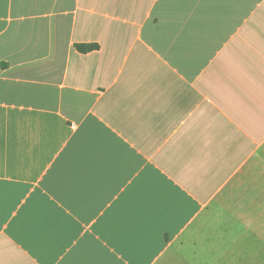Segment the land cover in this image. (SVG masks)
<instances>
[{
	"label": "crops",
	"instance_id": "1",
	"mask_svg": "<svg viewBox=\"0 0 264 264\" xmlns=\"http://www.w3.org/2000/svg\"><path fill=\"white\" fill-rule=\"evenodd\" d=\"M263 249L264 0H0V264Z\"/></svg>",
	"mask_w": 264,
	"mask_h": 264
},
{
	"label": "trees",
	"instance_id": "2",
	"mask_svg": "<svg viewBox=\"0 0 264 264\" xmlns=\"http://www.w3.org/2000/svg\"><path fill=\"white\" fill-rule=\"evenodd\" d=\"M75 47L82 53L90 52L99 49L98 43H76Z\"/></svg>",
	"mask_w": 264,
	"mask_h": 264
},
{
	"label": "rangeland",
	"instance_id": "3",
	"mask_svg": "<svg viewBox=\"0 0 264 264\" xmlns=\"http://www.w3.org/2000/svg\"><path fill=\"white\" fill-rule=\"evenodd\" d=\"M238 239V237L236 238V240ZM238 245V243H236ZM237 247V246H235ZM238 250V248L236 249V251ZM228 259V255L225 256V258L220 259L221 262L220 264H228L229 262H227ZM256 264H264V249L262 251H259L258 253H256V260H255Z\"/></svg>",
	"mask_w": 264,
	"mask_h": 264
}]
</instances>
